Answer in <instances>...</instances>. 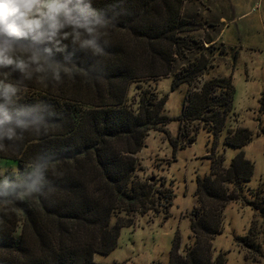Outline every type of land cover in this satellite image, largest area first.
Masks as SVG:
<instances>
[{
	"label": "trees",
	"instance_id": "16d2710c",
	"mask_svg": "<svg viewBox=\"0 0 264 264\" xmlns=\"http://www.w3.org/2000/svg\"><path fill=\"white\" fill-rule=\"evenodd\" d=\"M183 2L80 0L77 6L70 0L68 7L91 32L65 25L58 42L36 43L32 34L11 38L14 63L0 64V158L16 159L19 169L0 174V264H106L94 255L110 253L136 214L168 212L171 185L140 181L134 156L150 130L172 119L163 113L165 96L146 86L134 101L129 90L171 74L175 90L210 67L214 38L189 37L202 24L181 15ZM177 63L184 66L175 71ZM233 93L230 77L205 80L187 92L177 120L203 121L217 135ZM251 133L229 129L225 142L244 145ZM169 138L175 151V138ZM222 159H213L210 174L197 178L201 191L219 202L227 195L224 183L241 190L252 174L244 151L219 170ZM37 179L38 191H29ZM200 208L191 219L193 244L181 253L176 237L168 264L225 263L222 253H210L221 221L205 204ZM240 240L252 245L246 236Z\"/></svg>",
	"mask_w": 264,
	"mask_h": 264
},
{
	"label": "rangeland",
	"instance_id": "374dc122",
	"mask_svg": "<svg viewBox=\"0 0 264 264\" xmlns=\"http://www.w3.org/2000/svg\"><path fill=\"white\" fill-rule=\"evenodd\" d=\"M181 15L202 24L189 37L201 40L209 33L214 38L210 67L193 84L184 83L175 90L171 89L173 74L137 83L139 89L134 83L129 90V100L132 97L134 101L146 86L157 97L165 96L163 113L172 119L147 133L134 154L135 173L140 181H154L158 188L164 187L161 182L171 185L172 204L167 213L131 214L134 224L120 230L117 246L106 255L96 253L94 259L106 264H168L174 239L178 238L181 253L193 244L191 219L205 204L214 210V221H221L220 233L210 243L211 256L222 253L224 264H264V202H257V197L264 196V0H184ZM230 20L234 21L228 25ZM221 47L223 55L217 54ZM205 52L208 55L207 49ZM177 64L175 71L184 66ZM213 77H230L234 87L232 108L217 135L203 121L177 120L187 92ZM241 127L252 132V139L244 145L227 144L229 129ZM169 137L175 138V151ZM240 151L252 165L243 189L239 190L238 183L227 182V195L220 202L206 196L197 178L210 174L213 159L222 157L223 165L217 168L225 169ZM18 169L16 159L0 158V174ZM243 236L251 246L243 244Z\"/></svg>",
	"mask_w": 264,
	"mask_h": 264
},
{
	"label": "clouds",
	"instance_id": "9594fccd",
	"mask_svg": "<svg viewBox=\"0 0 264 264\" xmlns=\"http://www.w3.org/2000/svg\"><path fill=\"white\" fill-rule=\"evenodd\" d=\"M70 0H0V64L14 63L8 53L13 49V37H26L32 34L36 43L58 42V30L65 25L73 29L85 28L91 32L87 23L74 16L68 7ZM80 0H77L79 6ZM47 22V27H45ZM86 43L90 44L91 41ZM34 47V46H33ZM51 51V49H47ZM23 67V63L20 62ZM7 91H13L8 86ZM2 123V121H0ZM4 133L0 132V136ZM7 134L12 135L9 129ZM39 179L33 180L29 191H38Z\"/></svg>",
	"mask_w": 264,
	"mask_h": 264
},
{
	"label": "crops",
	"instance_id": "0c3cea01",
	"mask_svg": "<svg viewBox=\"0 0 264 264\" xmlns=\"http://www.w3.org/2000/svg\"><path fill=\"white\" fill-rule=\"evenodd\" d=\"M234 20H230L229 22H228V25L231 23V22H233Z\"/></svg>",
	"mask_w": 264,
	"mask_h": 264
}]
</instances>
